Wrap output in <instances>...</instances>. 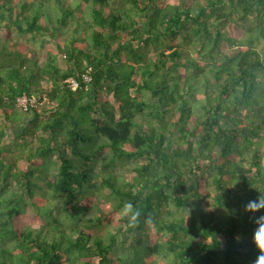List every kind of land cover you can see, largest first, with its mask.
Wrapping results in <instances>:
<instances>
[{
	"label": "trees",
	"instance_id": "1",
	"mask_svg": "<svg viewBox=\"0 0 264 264\" xmlns=\"http://www.w3.org/2000/svg\"><path fill=\"white\" fill-rule=\"evenodd\" d=\"M41 1L0 0V31L48 37L68 64L0 42V141L17 133L0 148V264H254L264 209L244 206L264 192V0H81L87 19L69 0ZM88 67L90 84L66 86ZM43 92L48 104L17 107ZM121 241L130 253L112 258Z\"/></svg>",
	"mask_w": 264,
	"mask_h": 264
},
{
	"label": "rangeland",
	"instance_id": "2",
	"mask_svg": "<svg viewBox=\"0 0 264 264\" xmlns=\"http://www.w3.org/2000/svg\"><path fill=\"white\" fill-rule=\"evenodd\" d=\"M31 1H33L34 3H37L38 5H39V3L42 2L41 0H31ZM69 1L71 2L72 6H74V8L78 14L77 16H81L82 14H84L86 16V19L89 18V9H90L91 2L83 3L81 0H69ZM110 1L112 4L118 3L117 0H110ZM50 6H51V3L48 1L45 3H42L43 8L48 9ZM27 13H29V12H26V14ZM17 18H20V17L17 16ZM249 23L250 22H240V24L244 28H247ZM9 25H10L9 27L4 28V30L0 31V39H1L0 42H3L8 36L10 39H12V40H10V42L18 41L20 43H27L30 46H34L35 48L38 49L37 51H39V53H40L41 64H44L47 61V59H48L47 54L49 52L50 53L56 52V60H57L56 63L59 64L64 69L68 67L67 61H65V55H61L59 53L57 54L55 41H51L48 39V37H43L39 34H37L34 37L32 35L26 36V35L20 34L19 31L15 28V26L12 23H10ZM75 27H76V23L70 22L68 25L60 28L59 37H60V40L63 44L70 41V38L73 35ZM88 42L91 43L92 41L90 39H88ZM5 43H6V48H11V46L8 45V42H5ZM179 70L183 71V68L179 67ZM17 116L18 117L21 116L20 110L18 111L16 117ZM0 121L1 122H7L3 112L0 113ZM19 130H21V128ZM13 131H14V128H13V130H9L7 135L3 139H1L0 148L3 146H7V145H10L9 147L14 148V141L16 140V134L17 133L15 134L16 131H14V132ZM31 139H32V137L29 136L28 140H31ZM19 140H20V142H24V140L21 138H18V141ZM5 151H6V149L1 150L3 157H6ZM97 170L100 172L102 169L98 166ZM255 192H256L255 189L251 190V193H255ZM10 193L13 194L14 197H16V196L19 197L22 195V190H20L18 185L15 182H13ZM30 208H31V210L30 211L26 210L27 213H26V216H24L26 223L28 224L29 227H37L38 228L41 225V222H40L41 220L39 219V217L35 216L36 212L35 211H34L35 213L33 212L34 208L31 204H30ZM42 212L44 213V210ZM182 213L188 215V214H190V211L187 210V211H184ZM55 215L60 216L61 213L57 210L55 212ZM96 215H97V212H91L88 217H94ZM96 230L101 235L107 237V236H109L108 231L116 232L117 227L109 224V225H105L104 227H102L100 229H96ZM144 238H145L146 244L151 243L150 240L148 239L147 235H144ZM128 253H130V250L128 248V243L123 244V242L121 241L119 244V247H117L116 249H114V251L111 252V256H112V258H115V259L120 258V257L125 258L128 255ZM142 258L145 259L146 255L142 256ZM158 262L160 263V259H158ZM68 264H83V263H82V261H80L79 256L73 255Z\"/></svg>",
	"mask_w": 264,
	"mask_h": 264
},
{
	"label": "clouds",
	"instance_id": "3",
	"mask_svg": "<svg viewBox=\"0 0 264 264\" xmlns=\"http://www.w3.org/2000/svg\"><path fill=\"white\" fill-rule=\"evenodd\" d=\"M258 189V188H257ZM259 190V189H258ZM261 193L256 199L250 200L244 207L246 212L257 213L264 209V192ZM122 214L128 218L129 226L136 227L139 224V217L141 211L134 208L131 202L124 204L122 208ZM253 222L256 224V228L253 232V242L259 250V255L256 257L254 264H264V215L252 217ZM151 220V216L145 217V222L148 223Z\"/></svg>",
	"mask_w": 264,
	"mask_h": 264
},
{
	"label": "built area",
	"instance_id": "4",
	"mask_svg": "<svg viewBox=\"0 0 264 264\" xmlns=\"http://www.w3.org/2000/svg\"><path fill=\"white\" fill-rule=\"evenodd\" d=\"M78 76L81 78V81L85 84H90L93 80L92 77V68L88 67L84 72L78 73L76 76L69 77L65 82L66 86L71 89H76L80 85V79H78ZM49 96L47 92L43 93H32V94H23L22 96H19L16 100L17 107L22 112H27L29 110H32L34 108H38L41 106H44L48 104Z\"/></svg>",
	"mask_w": 264,
	"mask_h": 264
}]
</instances>
